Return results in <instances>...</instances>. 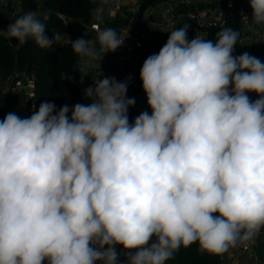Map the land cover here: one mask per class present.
Listing matches in <instances>:
<instances>
[{
	"label": "clouds",
	"instance_id": "1",
	"mask_svg": "<svg viewBox=\"0 0 264 264\" xmlns=\"http://www.w3.org/2000/svg\"><path fill=\"white\" fill-rule=\"evenodd\" d=\"M247 2L264 26V0ZM39 17L24 13L0 38L53 47L62 37ZM189 28L142 64L151 114L130 123L128 82L103 77L84 89L89 104L44 101L0 120V264H117V245L124 264H166L181 247L222 255L261 232L264 62L233 55L231 27L214 41L189 40ZM126 35L105 28L71 47L91 66Z\"/></svg>",
	"mask_w": 264,
	"mask_h": 264
},
{
	"label": "trees",
	"instance_id": "2",
	"mask_svg": "<svg viewBox=\"0 0 264 264\" xmlns=\"http://www.w3.org/2000/svg\"><path fill=\"white\" fill-rule=\"evenodd\" d=\"M101 0H20V9L13 14L10 23L28 11H36L40 19L47 15L45 34L51 38L53 33L61 36L73 32V21L88 22L97 15L94 10L99 8ZM141 1V0H139ZM247 0H237L229 9L224 25H210L207 27L206 39L215 40L216 33L222 28L231 27L239 31L240 36L234 48L233 55L239 56L246 51L241 38L243 25L240 21L239 10ZM157 3V2H156ZM155 4V3H154ZM153 4V5H154ZM250 7V6H249ZM251 9V8H250ZM252 10V9H251ZM136 10L127 6L120 7L114 15L109 13V8H104L99 20L101 30L113 28L119 34L124 27L135 26ZM148 24V23H147ZM150 32L159 39V29L148 25ZM264 62L259 53H250ZM16 73L33 74L35 78L34 98L37 109L40 103L47 101L54 103L57 110L67 104L69 108L77 103H83V84L81 55L76 54L71 43L61 41L53 47L42 49L29 39L24 45L18 41L0 38V80L10 81ZM71 79H63V76ZM9 112H15L21 117V103L17 94L8 88H0V120ZM225 254V253H224ZM222 255L200 253L198 243L184 248L174 254V258L166 264H224ZM46 264V262H45Z\"/></svg>",
	"mask_w": 264,
	"mask_h": 264
},
{
	"label": "crops",
	"instance_id": "3",
	"mask_svg": "<svg viewBox=\"0 0 264 264\" xmlns=\"http://www.w3.org/2000/svg\"><path fill=\"white\" fill-rule=\"evenodd\" d=\"M139 0H121L120 6H127L130 9L137 10ZM14 4V5H13ZM219 0H160L152 5L146 12V22L148 25L159 29V39L161 40V46H163L170 32L174 28H180L184 24L190 25L187 36L191 33V19L188 17L190 11L206 7L212 12L218 6ZM11 6H18L20 9V0H2L0 5V17L1 23L0 28L7 30V25L3 21L7 17V10ZM109 8V13L114 15L117 12V4L114 0H101L99 5V12L94 19L100 20L104 8ZM73 32L63 34L61 41L70 42L71 39L83 38L95 41L99 31L90 27V21H73ZM243 45L247 53H259L262 55L264 60V26L250 23V26L243 29V36L241 38ZM91 47H95L92 45ZM100 46L96 43V49L99 50ZM139 53V52H138ZM136 54L133 60V76L131 79V96L136 95L140 92L142 81L139 78V72L142 67L144 60L147 56L142 59H138ZM113 67V61L111 52L105 53L101 60L98 62L93 61L91 66H87V58L81 56V69H82V84H83V98L84 89L89 86L95 87L96 81H99V72L103 69H110ZM10 83V79L0 80V88L6 90ZM140 83V88L135 92V86ZM256 94V93H255ZM257 94L255 99H257ZM85 104L91 103L90 100L84 98ZM117 252L122 250V246L117 245ZM224 264H264V228L260 235L259 240L256 242L254 247L246 252L241 253L237 246L230 247L224 256ZM121 264H124L121 263Z\"/></svg>",
	"mask_w": 264,
	"mask_h": 264
},
{
	"label": "built area",
	"instance_id": "4",
	"mask_svg": "<svg viewBox=\"0 0 264 264\" xmlns=\"http://www.w3.org/2000/svg\"><path fill=\"white\" fill-rule=\"evenodd\" d=\"M114 1L117 4V11L120 10L121 6L119 4L121 0ZM236 1L237 0H219V4L213 12L206 7H200L190 11L188 17L191 19V33L188 35V39L191 40L197 35H199L202 39H206L207 27H209L210 25H224L226 22L228 11L234 6ZM243 15H247L249 17L248 22H245L242 19ZM251 15L252 10L250 9L249 5L246 2L243 3L239 10V17L243 25V29H246L250 26ZM90 27L92 29H95L96 31H101L100 23L97 19H93L90 21ZM119 34L127 35L124 38L122 46L118 47L114 52H111L113 67L110 69L101 70L99 72V80H101L103 77H115L118 82L127 81L128 89L126 96L128 98H132L130 85L133 76V60L136 54L144 49V47L146 46V42L136 26L124 27ZM14 78L15 79H12L10 81L8 88H12V90L17 94V97L19 98V101L21 103V118H27L33 113L32 105L35 104V78L33 74L29 75L26 73H16L14 75ZM248 95L251 100H255L256 94L254 92L248 93ZM136 105L137 101L135 103V106L129 108L128 114H130L134 110ZM145 111H148L149 114H151L150 107ZM262 232L263 228L261 229V232L255 237V239L248 244L247 247H244V245L242 244H237L236 246L239 249V252L246 253L250 251L259 240ZM97 264H99V262H97Z\"/></svg>",
	"mask_w": 264,
	"mask_h": 264
},
{
	"label": "water",
	"instance_id": "5",
	"mask_svg": "<svg viewBox=\"0 0 264 264\" xmlns=\"http://www.w3.org/2000/svg\"><path fill=\"white\" fill-rule=\"evenodd\" d=\"M159 0H141L138 4L137 10H136V18H135V26L141 33L143 39L146 42V46L144 49H142L138 55V59H142L144 56H149L152 54H156L160 50V42L156 36H154L149 28L148 24L146 22V12L147 10L156 2ZM137 105L134 108V110L128 114L129 116V122L131 123L135 117H137L142 111H145L147 108H149L147 104V97L143 89L141 88L140 92L136 96ZM121 255L119 256L117 264H121L125 262V256L122 254V250L119 252Z\"/></svg>",
	"mask_w": 264,
	"mask_h": 264
},
{
	"label": "rangeland",
	"instance_id": "6",
	"mask_svg": "<svg viewBox=\"0 0 264 264\" xmlns=\"http://www.w3.org/2000/svg\"><path fill=\"white\" fill-rule=\"evenodd\" d=\"M17 11H18V6H11V8L7 10V17H5L3 20L7 26L10 24V20H11V17L13 16V14ZM140 86H141L140 83L137 86H135V92H137V90L140 88ZM141 88H142V86H141ZM132 98H135V101H136V95H133Z\"/></svg>",
	"mask_w": 264,
	"mask_h": 264
}]
</instances>
